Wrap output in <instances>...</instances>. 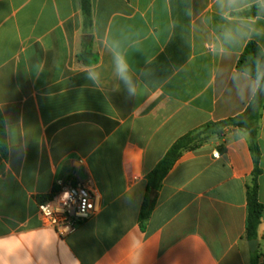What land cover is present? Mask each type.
Wrapping results in <instances>:
<instances>
[{"label": "crops", "instance_id": "1", "mask_svg": "<svg viewBox=\"0 0 264 264\" xmlns=\"http://www.w3.org/2000/svg\"><path fill=\"white\" fill-rule=\"evenodd\" d=\"M91 5L98 62L84 65L81 0H0L8 146L0 163V264H251L244 234L254 162L243 130L183 152L145 230L139 213L146 175L170 146L203 124L242 114L252 100L254 80L236 65L251 41L264 52V18L242 12L264 0ZM119 56L134 95L116 74ZM259 143L264 204V109ZM85 174L102 210L62 240L43 225L37 198ZM257 240L264 264V213Z\"/></svg>", "mask_w": 264, "mask_h": 264}, {"label": "trees", "instance_id": "2", "mask_svg": "<svg viewBox=\"0 0 264 264\" xmlns=\"http://www.w3.org/2000/svg\"><path fill=\"white\" fill-rule=\"evenodd\" d=\"M81 10L84 23L83 49L78 59L84 65H92L98 62V57L93 52L92 42V5L91 0H81ZM247 18H264V6L254 5L242 12ZM257 66L264 73V52L260 46L251 41L247 44L238 59L236 69L240 73L256 78ZM264 109V80L254 94L246 110L235 117L217 122H208L180 136L168 149L163 158L146 175V190L139 213L140 227L145 230L157 203L158 194L163 186V181L173 166L176 164L183 152L194 150L212 136H224L228 129L235 128L243 130L249 135V147L254 162L252 181L247 192V217L244 239L253 241L258 239V227L264 213V204L259 201V177L262 174L260 168L261 147L259 143L260 122ZM8 159V146L6 142V128L3 116L0 112V163ZM56 190V194H57ZM56 194L38 197L39 203L53 198ZM261 254L259 250L251 254V264H258Z\"/></svg>", "mask_w": 264, "mask_h": 264}, {"label": "built area", "instance_id": "3", "mask_svg": "<svg viewBox=\"0 0 264 264\" xmlns=\"http://www.w3.org/2000/svg\"><path fill=\"white\" fill-rule=\"evenodd\" d=\"M85 166V161H79ZM62 186V184H61ZM102 210V196L95 180L86 174L78 184L62 188L53 198L39 204L43 225L64 240Z\"/></svg>", "mask_w": 264, "mask_h": 264}, {"label": "clouds", "instance_id": "4", "mask_svg": "<svg viewBox=\"0 0 264 264\" xmlns=\"http://www.w3.org/2000/svg\"><path fill=\"white\" fill-rule=\"evenodd\" d=\"M115 65H116V74L125 83L129 94L134 95L135 87L132 83V77L130 74L129 64L127 60L123 56H119L116 58ZM89 79L96 81L98 79V73L90 72ZM261 80H264V73H262L259 66H257L256 78L253 81V87L251 89L253 94L255 93V91L259 89Z\"/></svg>", "mask_w": 264, "mask_h": 264}, {"label": "rangeland", "instance_id": "5", "mask_svg": "<svg viewBox=\"0 0 264 264\" xmlns=\"http://www.w3.org/2000/svg\"><path fill=\"white\" fill-rule=\"evenodd\" d=\"M79 164V163H78ZM86 166V164H85ZM86 175V174H85ZM74 178H71V179H66V181H64L62 183V186L58 187V191L61 190L62 188H65V187H69V186H74V183L75 181L73 180ZM38 200V198H37ZM38 203H39V200H38Z\"/></svg>", "mask_w": 264, "mask_h": 264}, {"label": "water", "instance_id": "6", "mask_svg": "<svg viewBox=\"0 0 264 264\" xmlns=\"http://www.w3.org/2000/svg\"><path fill=\"white\" fill-rule=\"evenodd\" d=\"M248 246L252 252H255L258 248V240L248 241Z\"/></svg>", "mask_w": 264, "mask_h": 264}]
</instances>
